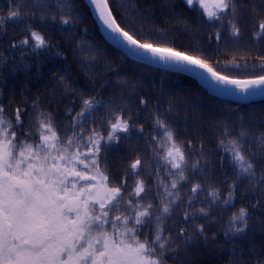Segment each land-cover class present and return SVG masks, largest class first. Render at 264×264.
Returning a JSON list of instances; mask_svg holds the SVG:
<instances>
[{"label":"snow or ice","instance_id":"6c2138e0","mask_svg":"<svg viewBox=\"0 0 264 264\" xmlns=\"http://www.w3.org/2000/svg\"><path fill=\"white\" fill-rule=\"evenodd\" d=\"M88 2L109 31L110 39L120 44L128 55L150 63L159 61L165 67L179 71L200 69L208 74L202 78L210 83L223 85L226 89L232 86L245 94L255 89L264 90V74L237 78L232 74L233 69L240 67L235 60L210 62V57L202 50L178 49L174 43L161 39L160 33L146 37L132 21L125 20L122 13L121 19L117 20L111 0ZM182 2L186 8L198 10L212 25L223 28L226 24L233 37L241 35L239 25L243 14L240 9L244 7V0ZM52 8H55L56 14H51ZM73 8L72 0H16L15 6L10 3L6 16L0 15V33L7 32L9 21H19L25 16L35 18L37 14L41 22L50 19L55 23L58 16L61 25H74L79 17L73 14ZM261 8L264 10V4ZM177 22L184 23L183 18H178ZM255 27L254 36L259 39L264 35V20L256 21ZM27 31L24 39L19 43L13 42L10 47L30 48L34 52L51 47V42L30 26ZM213 38L219 44L221 33L216 31L209 36V40ZM88 48L99 53L98 48L92 49L91 45ZM2 55L0 53V57ZM261 68L264 69V64ZM58 79L63 82L66 91L75 93V88L65 80L64 74ZM81 104L82 110L75 114L67 129L72 135L64 139L57 134L51 114L40 113L37 135L24 131L22 114H26V109L14 107L9 115L5 106L0 104V264H166L169 256L179 258L180 246L188 250L198 242L197 238L207 242L203 224L193 223L191 232L183 226L175 230L167 229V221L173 216L174 209L179 207V194L169 190L163 180L157 181V187L163 186L164 194L157 191L152 201L142 203L147 196L143 180H137L134 188L128 191L129 173H123L118 184L114 177L110 179L107 157H101L102 147L110 149L119 145L121 135L125 140L131 139L133 133L145 135L143 125L135 127L136 120L132 118L131 110L119 109L106 124L100 125L101 130L91 129L85 142V120L99 123L95 115L101 108H109L110 104L95 96L82 99ZM139 105L146 107L147 100L141 98ZM33 106L35 108V102ZM153 119V128L145 142L163 150L156 138L157 133H161L170 145L164 160L170 168L167 175L172 177L171 189H176L179 182L187 181L186 169L193 175L207 171V161L201 166L203 156L189 164L183 145L177 143V134L165 123L158 110L153 113ZM229 131L224 128V137L219 144L232 166L235 180L230 184L226 198H221L220 192L208 184L213 189L209 192V207L216 205L224 211L235 204L236 181L246 179L254 188L264 184V133L257 135L258 151H254L244 147L247 143L244 138L249 132L241 131L238 137H233ZM187 148L193 151L191 140ZM224 162L221 159V166ZM141 167V159L136 158L130 164V174L138 176ZM203 191L205 188L200 183L190 187L192 197ZM125 192L135 202L133 199L126 200ZM192 197L188 198L187 204L193 211L181 213L183 225H188L190 220L194 222L197 215L205 219L211 215L204 207L196 212ZM260 203L257 200L251 207L257 208ZM122 207L130 214H124ZM251 219L253 217L248 210L240 208L231 216L224 235L236 237L245 233ZM257 264H264V261Z\"/></svg>","mask_w":264,"mask_h":264},{"label":"trees","instance_id":"16d2710c","mask_svg":"<svg viewBox=\"0 0 264 264\" xmlns=\"http://www.w3.org/2000/svg\"><path fill=\"white\" fill-rule=\"evenodd\" d=\"M111 2L117 20L121 19L122 13L123 18L132 21L146 37L160 33L161 39L174 43L178 49L202 50L210 57V62L235 60L240 67L233 69L232 74L240 79L264 74L261 68L264 64V35L259 39L254 36L256 21L264 20L261 8L264 0H244V7L240 9L243 15L239 37H233L226 24L220 28L208 23L198 10L186 8L182 0ZM10 3L15 6L16 0H0V15L6 16ZM72 3L73 14L79 17L74 25H61L58 16L55 23L50 19L41 22L39 14L35 18L25 16L7 23V32L0 33V53L3 54L0 57L3 60L0 63V104L5 106L9 115L14 107L26 109V114H22L25 132L37 133L40 113L51 114L57 134L64 139L72 135L67 129L75 114L82 110L81 100L93 96L102 99L110 107L101 108L95 115L99 123L85 120V142L91 129L101 130L100 125L106 124L119 109H130L132 118L136 120L135 127L143 125L145 135L133 133L128 140L121 135L119 145L110 149L102 147L101 157H107L110 179L114 177L118 184L122 174L129 173L128 191L134 188L137 180H143L147 196L142 203L152 201L157 191L164 194L163 186L157 187V181L163 180L169 190L179 194V207L167 221V229L183 226L191 232L193 223L203 224L208 236L207 242L197 238L198 242L188 250L180 246L179 258L169 256L166 264H257L264 261V184L254 188L246 179L236 181L235 204L226 211L219 210L216 205L209 207V192L213 189L208 187L212 184L221 198H226L229 186L235 180L227 155L220 150L219 141L224 137L225 127L233 137H238L241 131L249 132L244 138L247 142L244 147L258 151L257 135L264 133V99L239 101L211 92L191 77L137 62L107 41L87 0H72ZM51 14H56L55 8L51 9ZM178 18H183L184 23H178ZM29 26L50 41L51 47L38 52L30 48H11L13 42L19 43L28 35ZM216 31L221 33L219 44L214 38L209 40ZM89 45L92 49L98 48L99 53L90 51ZM61 74L75 88V93L65 90L63 82L58 79ZM141 98L147 100L146 107L139 105ZM157 110L177 134V143L183 145L189 164L201 156L202 167L205 161L208 162L207 171L202 173L193 175L186 169L187 181L179 182L174 190L170 187L172 177L167 175L170 168L164 160L170 145L161 133H157L156 138L163 150L145 142L153 128V113ZM17 134H20L19 130ZM104 135L107 136L106 131ZM189 140L193 151H188ZM136 158L141 159L142 167L139 175L133 176L130 164ZM221 159L225 161L223 166ZM197 183L205 191L192 197L190 187ZM124 196L126 200H134L127 192ZM189 197H192L195 211L204 207L211 213L210 218L197 215L194 222L190 220L188 225H183L181 213L193 211L187 204ZM257 200L261 201L259 207L252 208ZM240 208H246L253 217L249 220V229L239 236L226 237L224 232L229 220ZM122 211L130 214L123 207Z\"/></svg>","mask_w":264,"mask_h":264},{"label":"water","instance_id":"95a60500","mask_svg":"<svg viewBox=\"0 0 264 264\" xmlns=\"http://www.w3.org/2000/svg\"><path fill=\"white\" fill-rule=\"evenodd\" d=\"M87 3L89 5L95 19L98 22V25L100 27V30H101L103 36L107 39V41L110 44H112L113 46H115L117 49L122 51L124 54L129 56L130 58L136 60L137 62L158 66L160 68H164V69L174 71V72L183 74L185 76L191 77L194 80H196L201 86L206 88L207 90L214 92V93H217V94L222 95V96H226L229 98L239 100V101L264 99V90H261V89H255V90H252L249 93L245 94V93L240 92L238 89H236L232 86H227V89H226L225 86H223V85H215L214 83H210L208 79L202 78V76L207 77L208 74L202 73V70H200V69H193L191 71H179V70H176L174 68L165 67L163 65V63L159 62V61L154 62V63H150L148 61H142V60L137 59L134 56L128 55L126 53V51L124 50V48L120 44H117L112 39H110L109 31L106 29L105 25L98 19L97 13L95 12L93 6L88 2V0H87ZM196 73H202V75H197Z\"/></svg>","mask_w":264,"mask_h":264}]
</instances>
